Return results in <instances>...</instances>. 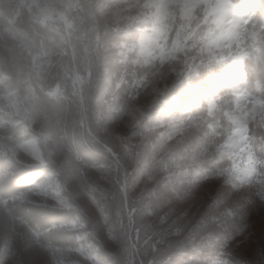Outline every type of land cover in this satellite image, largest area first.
<instances>
[{"label":"snow or ice","instance_id":"1","mask_svg":"<svg viewBox=\"0 0 264 264\" xmlns=\"http://www.w3.org/2000/svg\"><path fill=\"white\" fill-rule=\"evenodd\" d=\"M206 23L191 36L192 54L172 85L179 91L168 101L179 109L171 114L175 126L187 132L162 159L155 158L156 141L124 156L101 153L117 170L101 190L70 188L46 161L0 154V233L15 242L0 264L9 258L24 264L25 254L37 264L45 256L54 264H74L75 257L137 264L141 229L151 248L148 264H239L257 254L264 220L257 238L237 236L241 202L233 192L264 180V0L219 4ZM188 93H198L195 110L186 106ZM28 191L51 206L28 202L21 210ZM109 252L119 258L108 259Z\"/></svg>","mask_w":264,"mask_h":264},{"label":"rangeland","instance_id":"2","mask_svg":"<svg viewBox=\"0 0 264 264\" xmlns=\"http://www.w3.org/2000/svg\"><path fill=\"white\" fill-rule=\"evenodd\" d=\"M95 1L103 28L86 24L98 43L92 49L79 36L86 19L77 0H0V127L21 124L17 135L0 133V152L48 162L70 188L83 183L104 190L117 170L101 153L124 156L156 141L159 160L182 141L187 129L175 126L171 114L179 109L168 103L170 92L179 91L172 89L175 74L192 54L191 36L208 26L217 5L232 1ZM48 29L56 38L44 36ZM73 30L82 47L64 42ZM197 95L186 94V106L195 110ZM146 239L141 229L137 264L151 259ZM14 245L0 233V259L11 256Z\"/></svg>","mask_w":264,"mask_h":264},{"label":"clouds","instance_id":"3","mask_svg":"<svg viewBox=\"0 0 264 264\" xmlns=\"http://www.w3.org/2000/svg\"><path fill=\"white\" fill-rule=\"evenodd\" d=\"M264 180L258 181L255 184L241 185L236 191L233 192V199L241 202L239 214L235 218V224L240 227L236 233L242 240L257 238L258 229L257 225L260 221L264 220ZM28 202L35 204L46 203L51 206L52 201L37 191H28L26 201H22L21 210L28 206ZM230 243V242H229ZM261 244L257 245V254L251 258L240 259L239 264H264V257L259 254ZM8 264H19L18 259H12ZM24 264H37V262H30L28 254H25ZM38 264H54L46 256L42 257ZM74 264H85L79 257L74 258Z\"/></svg>","mask_w":264,"mask_h":264},{"label":"trees","instance_id":"4","mask_svg":"<svg viewBox=\"0 0 264 264\" xmlns=\"http://www.w3.org/2000/svg\"><path fill=\"white\" fill-rule=\"evenodd\" d=\"M232 2H238V0H231ZM76 9L78 10V12L82 15L83 19L85 18L86 21L84 20L81 25H80V30H83V32L80 34L78 33L79 31L77 30H73V32H69V34L66 36V39L64 38V42H68V44L75 46V47H82L84 45V43L90 42V45L92 46V49H94V47L97 45H94V41L93 38L91 36V33H87L88 28L86 26L87 23L91 22L93 24V29H97L99 31H101V28H103L102 26V21H98L97 19V3L95 0H77L76 2ZM259 14L257 15V19H259ZM45 35H49L52 36L53 38H56V35L54 34V32H52L50 29L47 30V32L45 30L42 31ZM81 36L84 39V43L83 40L80 39L79 40V36ZM100 35V34H99ZM51 38V42L53 45L55 44H62V43H58L56 40H52ZM101 38V36L97 37V40ZM241 39H243V37H241ZM60 42H63V39L60 40ZM63 42V43H64ZM97 48V47H96ZM5 117L8 118L9 120H13L15 118V116L9 114V113H5ZM10 124H4L2 127H0V133L1 134H13V135H17L19 134V128L21 126L20 123H17L14 126H9ZM21 133V132H20ZM5 153V152H4ZM8 153V152H7ZM0 154H3L2 152H0ZM11 155V154H10ZM41 209L37 208L36 211H40Z\"/></svg>","mask_w":264,"mask_h":264}]
</instances>
